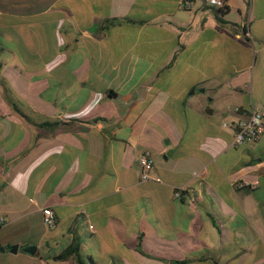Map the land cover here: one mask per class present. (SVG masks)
Returning <instances> with one entry per match:
<instances>
[{
    "label": "crops",
    "instance_id": "1",
    "mask_svg": "<svg viewBox=\"0 0 264 264\" xmlns=\"http://www.w3.org/2000/svg\"><path fill=\"white\" fill-rule=\"evenodd\" d=\"M224 2L0 0V264H264V0Z\"/></svg>",
    "mask_w": 264,
    "mask_h": 264
},
{
    "label": "built area",
    "instance_id": "2",
    "mask_svg": "<svg viewBox=\"0 0 264 264\" xmlns=\"http://www.w3.org/2000/svg\"><path fill=\"white\" fill-rule=\"evenodd\" d=\"M208 4L221 8L224 0H206ZM233 129L232 145L239 146L243 144L256 143L264 133V108L252 107L243 117L238 118L231 124ZM137 164L140 169V177L142 180L149 178L150 172L154 167V160L149 152L143 151L137 156ZM174 196H179V192H174ZM42 222L50 227L55 224V217L50 207L41 209ZM4 222V218L0 216V223Z\"/></svg>",
    "mask_w": 264,
    "mask_h": 264
},
{
    "label": "trees",
    "instance_id": "3",
    "mask_svg": "<svg viewBox=\"0 0 264 264\" xmlns=\"http://www.w3.org/2000/svg\"><path fill=\"white\" fill-rule=\"evenodd\" d=\"M228 11V7L224 4L221 8H218L217 14L224 15ZM120 21L118 18H112L111 22ZM14 104V103H13ZM49 124V123H45ZM54 261L71 260L72 264H93L92 258L84 251L79 242H72L65 247L59 253L51 256ZM171 263H185V260L169 259Z\"/></svg>",
    "mask_w": 264,
    "mask_h": 264
},
{
    "label": "water",
    "instance_id": "4",
    "mask_svg": "<svg viewBox=\"0 0 264 264\" xmlns=\"http://www.w3.org/2000/svg\"><path fill=\"white\" fill-rule=\"evenodd\" d=\"M16 248H17V245L15 244V245L11 246L10 249H11L12 251H15ZM23 250L26 251V252H28V253L33 254V253L36 251V247L30 245V246L23 247Z\"/></svg>",
    "mask_w": 264,
    "mask_h": 264
},
{
    "label": "rangeland",
    "instance_id": "5",
    "mask_svg": "<svg viewBox=\"0 0 264 264\" xmlns=\"http://www.w3.org/2000/svg\"><path fill=\"white\" fill-rule=\"evenodd\" d=\"M87 251H89L92 254V258L94 260L95 264H98L96 261V255H95V249L92 246H86ZM102 264H107V263H102ZM109 264H114V263H109Z\"/></svg>",
    "mask_w": 264,
    "mask_h": 264
}]
</instances>
